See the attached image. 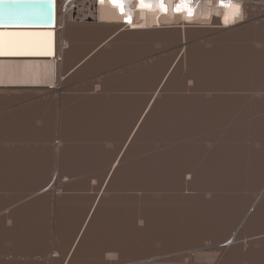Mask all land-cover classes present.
Wrapping results in <instances>:
<instances>
[{"label":"bare ground","instance_id":"1","mask_svg":"<svg viewBox=\"0 0 264 264\" xmlns=\"http://www.w3.org/2000/svg\"><path fill=\"white\" fill-rule=\"evenodd\" d=\"M146 1L154 2L158 6L157 0ZM174 1L169 0L170 4H173ZM118 2L123 5L125 0H118ZM217 4L219 6L215 9L210 7V5ZM196 5L204 6L207 12L201 14L200 9H194ZM222 5L225 3L221 0H192L190 4H183V12L180 17L173 19V14H170V17H161L160 27L152 26L157 24V21L140 22L137 20V16L133 21L129 17L133 12L128 7H126V14H119L116 8L109 5L108 0H105L104 3H101L100 0L99 3L97 0H73L70 1L65 12L61 0H58L56 27L50 29H8L9 26L50 25L49 17L44 12V8L40 6H35V9L38 10L36 16L42 17L45 21L7 22L0 20V26H7L4 30H0V33L32 34L20 38L22 41H27L26 44L21 45L27 49L26 54H0V108L6 105L10 107V104L13 105L16 101L31 95L35 97L50 95L48 99L41 100V103L0 113V180L5 182L4 184H8L12 178L23 177H18V174L22 175L26 170L31 173L32 162L30 161L33 158L29 157L32 152L29 153L28 160H31H27L28 163L24 159L27 157L25 155H28L27 152L35 145L39 153L45 157L41 158L39 154L41 159L46 160H44L45 167L48 165L47 162H50L49 158L56 166L53 167L51 173L50 169L46 173L47 170L43 171L40 167L42 173L45 172L42 177L44 178L45 175L48 177H45L47 180H41L42 184L39 183V186L31 189L33 194L29 197L26 196L28 203L23 202L24 196L21 195V197L18 196V201L13 198L15 202L10 201L11 199H8L10 202H2L4 210H7V213L9 210L6 216L9 214L21 215L30 210L39 214L47 213L49 217L53 212V216L44 217V220L51 219L56 223L55 228L53 226L51 227L53 229L50 228V232L53 231L54 239L52 237L51 239L54 241L52 243L54 250L46 253L45 261L34 259L38 253H35L36 255L28 251L23 253L22 250H26L22 246L23 241L31 240L34 235L39 242L48 241L47 233H37L36 235L32 231L30 233L27 231L29 234L31 232L34 234L30 236L20 228L12 230L10 227L12 219L1 220L0 243L4 244V247L0 249V264H172V262L174 264H242L243 262L264 264V237L246 240V248H244L245 243L241 241L243 237H255L264 233L262 224L264 223V193L263 198L259 200L251 198L252 200L248 203L246 201L244 206H242L243 198L239 192L234 193L238 191V179L242 178L246 182L248 181L246 184H250L249 182L260 177V174L264 175V72H261L264 70V20L259 24L253 21L258 19L261 14L264 16V0H250L246 10H241L240 6L231 4L229 12L224 16ZM142 7L149 9L151 3ZM189 9L191 14H189ZM213 12L223 16L222 22L218 19H214L212 22L207 21ZM238 16H243L244 19L234 23V18ZM186 17L199 19L196 22L198 25H187L181 21V18L185 19ZM252 21L258 25L251 24ZM124 22H128V24ZM213 32H222V35L205 40L204 45L197 43V46L186 47L188 42L200 40ZM49 33L50 36L47 35ZM10 39L12 38L8 35L0 36L4 49L9 47ZM250 40L255 41V48L257 44L262 45L263 48L255 49L254 45L252 48L250 43L249 47L241 46L242 43L250 42ZM239 42L241 45H238ZM176 43H181L184 48L183 54L179 52L182 56L176 64L175 61L179 56H176L177 53L173 56L170 52L167 56H157L151 62H141L139 67H135L136 64H133V68L125 67L121 71L111 72L114 67H124L130 64L129 61L135 62V59L139 57L144 59L154 54H160L158 48H155L156 44L167 48L176 45ZM205 44H211L213 48L205 49ZM177 45L179 46V44ZM176 46L174 47L176 48ZM44 56H51V58L42 59ZM141 59L139 60L141 61ZM174 64L175 67L168 75ZM245 72L248 74L246 75ZM167 75L162 90L176 92L187 89V91L190 90L198 94H183V92L182 94H167L163 95L162 99L161 97L160 99L155 98L152 102L155 95L147 93L148 97L150 96L148 99L141 94L134 93L135 88H142L141 90L144 88L145 91L156 84L160 85ZM245 75L249 78L245 79ZM87 77L97 79L91 83L74 87ZM242 78L246 80V84H243L244 81L240 82ZM158 85L157 87H159ZM243 87L248 91L247 94L250 97L247 101H243L238 94V91ZM51 88L54 89L51 90ZM244 93L246 94V92ZM55 94H57V98H54ZM147 108L148 110L144 114ZM21 132L25 134L21 135ZM34 132L36 134L42 132V134L37 139L38 135ZM56 132H61L60 137L62 138L53 145L58 137ZM78 132L86 134L88 132L89 135L90 132L92 134L107 132L108 135L112 132L113 134L116 132L114 134L116 135L119 132V136L102 134L106 135V138L99 137L96 133L99 138L94 135L95 140L96 138L104 140V143L100 144L99 142V145H92L96 141L88 135L89 140H93L92 144L88 140L89 145L100 146L101 151L108 152L111 149L115 152V149L118 150L117 155L113 154L117 156L115 159L108 155V158L105 157L107 160L103 158L105 161L102 162H109V164L113 162L116 165L107 171H100L96 175H99L98 177L102 180L103 177L108 180L115 173H121L124 167L122 176H119L121 179L123 178V180H119L120 184L124 181L123 185L119 186L120 190L151 191L158 193L159 197L154 198L153 195L141 194L132 197L122 196V199L119 200V196L118 199L113 196L114 192L111 194L112 189L105 188L103 191L109 196L103 194L98 199V193L93 200L92 196H87L88 199L91 197L92 205L89 199L91 206L83 208V212H88L85 218L82 217L84 221L82 220L81 227L73 228L72 225L76 226L69 222V228H65V222H63L62 227L64 228H62L60 223L63 218L68 222L70 212L82 208L78 203H82L80 201L83 200L85 194L83 198L82 194H76L80 195L79 201L73 199V195L65 196L64 192L69 190L63 192L61 186L64 185L65 188L73 186L81 175L86 173L84 166V168L81 166L84 174L81 172L82 170L81 173H75L76 170L73 171L70 167L73 164L75 169H78L86 158L85 153L93 151L87 143L89 148L84 146L88 150L86 149L87 151L85 150L83 153L85 148L81 149V147L87 140L85 141V133L84 135L80 133V136ZM123 132L127 133H124L127 136L125 140H123L125 138H123ZM204 132L208 133L182 143V141ZM28 133L32 134L31 139L36 137L35 140H38V144L34 145L31 143L33 140L24 136L27 134L26 136L30 137ZM33 133L36 136H33ZM54 134L56 135L55 139L52 138ZM66 134L70 135V138H67ZM72 134L78 141H80V137H84L81 139L84 143L83 145L79 143L81 146L79 148L85 156L77 154L80 149L75 147L77 140H74L76 138L71 136ZM76 134L79 135V138ZM158 135L162 138H158ZM151 136L156 137L154 142L150 140L156 145L146 143V140L150 142L148 140ZM121 141H125V143H121L119 148L117 144ZM142 141L151 144V146L146 147L149 145H145ZM48 142L52 144L45 145ZM138 142L142 143L138 144ZM231 142L235 143L230 144ZM249 142L252 144H247ZM207 144L211 146L208 147ZM258 144H260L259 148L256 146ZM36 149L34 148V151L37 153ZM75 149L77 151L74 152ZM22 151L27 152L22 153ZM103 152L100 155L105 153ZM110 152L112 155L113 151ZM20 153L24 154V157H19L21 163H23L22 160L26 165L30 162L29 170L21 171L18 167V170L16 169V162L19 159L17 156H20ZM75 154L83 158L81 162L79 161L78 166L75 163H78L79 158L77 159ZM91 155L90 158L87 155L90 161ZM104 155L98 156L99 158L94 160H102ZM46 156L49 158L46 159ZM32 157L38 158H34L35 163L37 160H41L38 155ZM109 158L111 160L113 158L114 161ZM94 160L91 162L96 163L95 166L97 162H100L98 165L101 164V161L94 162ZM41 162L43 163V160ZM35 163L34 165H36ZM37 163L40 164L39 161ZM52 163L50 162V165ZM25 164H21V167L24 168ZM44 164L41 165L42 168H44ZM63 164L67 166L69 164L68 170L70 171L65 168L69 173L64 172L63 174L65 171L62 169L65 166ZM82 165L85 164L82 163ZM29 166L27 165V168ZM105 166L109 168L108 164ZM48 168L50 167L48 166ZM93 169L99 170L100 168L93 167ZM40 170L39 172H41ZM18 171H21V174ZM87 171H91V169ZM52 173H56L57 178L61 180V186L59 185L58 188L57 185L54 186L56 187L55 193L52 190L46 191L53 180V175L50 176ZM88 173L90 174V172ZM88 173L86 174L88 175ZM27 174L25 172V176ZM114 176L117 179V176ZM114 176L112 179L115 178ZM119 177L118 179H120ZM230 177L234 178L232 181L238 180L233 181L236 184H231ZM75 178L76 181H71ZM90 178L86 179L90 181ZM177 178L178 184H174L173 181H177ZM86 179L83 180L86 181ZM105 179L101 182L110 181H105ZM242 179H240V183ZM67 180L69 183H66ZM98 180L94 178V186H102L101 182L98 184ZM53 181L55 182V180ZM91 181L88 185L91 184ZM93 181L91 186H93ZM119 181H117V186L115 185L116 188ZM201 181L206 184L202 182V184L204 183L202 185ZM262 182L264 192V183ZM196 183L199 187L201 185V188H195ZM242 183L240 191L243 190L242 188L244 190L247 188L245 183ZM79 184L81 183L78 181V188H80ZM108 184L112 183L108 182ZM183 184L197 189L199 194L176 193L185 188H181ZM113 185L110 186L117 190L118 188L116 189ZM177 185H181L180 188ZM233 185L238 186L234 187ZM75 187L73 188L75 189ZM98 188L96 187V189ZM89 189L91 191V188ZM15 190L17 191V188ZM70 190L72 191V189ZM80 190L78 189V191ZM86 191L89 190L86 189ZM98 191L101 192L102 188ZM253 192L255 193V191ZM258 192L260 191L257 190L256 194ZM209 194L210 197H207ZM257 196L259 197V195ZM87 198L85 201H88ZM118 201H121L124 209L118 208ZM117 202V205L114 204ZM86 204L88 205V202ZM113 206V211L118 208L125 215L117 216V218L120 217L118 220H114L109 215L107 217L105 213L113 209ZM251 208H255L253 212L250 211ZM75 216L72 215V220L76 218ZM74 221L72 222L74 223ZM92 221L93 223H91ZM48 222L44 221V224ZM50 232L47 236H51ZM232 238H234L232 244L221 246ZM6 242L11 243L7 246ZM157 244H159V248L156 246ZM258 244L260 246L256 247ZM147 245L153 249L149 246L150 249L146 250ZM187 250V253L190 251V255H186L185 251ZM155 254L161 258L154 257V259L152 256ZM10 255L12 258L9 257ZM171 256H174V259H164ZM186 257L190 260H184Z\"/></svg>","mask_w":264,"mask_h":264},{"label":"rangeland","instance_id":"2","mask_svg":"<svg viewBox=\"0 0 264 264\" xmlns=\"http://www.w3.org/2000/svg\"><path fill=\"white\" fill-rule=\"evenodd\" d=\"M89 5V4H88ZM85 9V8H84ZM256 20V21H255ZM255 20H253L254 22H257L258 24L261 22V21H263L264 20V16L261 14V16L258 18V19H255ZM251 22V24H255L254 22ZM259 21V22H258ZM256 23V24H257ZM255 24V25H256ZM257 24V25H258ZM254 25V26H255ZM256 25V26H257ZM249 26H251V25H249ZM255 26V27H256ZM252 27V26H251ZM212 33V32H211ZM209 34V35H207V36H205V37H202L200 40H193V41H190V42H188L187 43V45H186V47L187 48H189V47H191L192 45L193 46H197V43H202L203 45H204V43H205V40H211L213 37H217V36H221L222 35V32H213V34ZM218 34V35H217ZM220 34V35H219ZM208 37V38H207ZM249 41V40H248ZM248 41H245L244 43H246V44H244V43H242V45L240 44V42L238 43V45H241V46H247V47H249L248 46V44L252 47L253 45H254V43H255V41L254 40H250V42H248ZM177 44H179V46L177 45ZM234 44H237V43H234ZM256 44V43H255ZM177 45V46H176ZM176 45H173V46H169V47H167V48H164V47H162L163 45H161V44H156V46H155V48L157 49L158 48V52L160 53V54H154V55H151V56H149V57H146V58H144V59H141L142 57H139V58H137V59H135V62L134 61H129V63L130 64H128V65H125L124 67H120V68H116V67H114L113 69H111L110 71L111 72H113V73H115V72H117L118 70H122L123 68H133V66L135 65V67L137 66V67H139L138 65H140L141 64V62H145V61H152V59L153 60H155L156 59V57L157 56H167L168 55V53L170 54V52H171V55H173V56H175V53H177L176 54V56H179V57H177V59H176V61H175V64L178 62V60L180 59V57L182 56L181 54H183L184 53V48L181 46V43H176ZM64 46L66 47V45L64 44ZM174 46H176V48L174 47ZM227 46V45H226ZM255 46L256 45H254V48H255ZM262 45H260V44H257V47L255 48V49H261V48H263V47H261ZM205 49H212L213 48V45H211V44H205ZM160 48H164L163 50L162 49H160ZM170 48V49H169ZM172 48V49H171ZM253 48V47H252ZM161 51H160V50ZM170 50V51H169ZM178 50V51H177ZM181 50V51H180ZM162 51H164V52H162ZM157 52V53H158ZM181 54H180V53ZM162 53V54H161ZM173 53V54H172ZM178 53H179V55H178ZM139 59H141V61L139 60ZM132 62V63H131ZM134 62V63H133ZM134 64V65H133ZM175 64L173 65V67L171 68V70L168 72V75L171 73V71L173 70V68L175 67ZM247 67V66H246ZM246 67H245V69H246ZM248 68V67H247ZM117 70V71H116ZM248 70H250L249 68H248ZM246 71V70H245ZM261 72H264V70H261ZM245 74H246V72H245ZM248 74V73H247ZM246 74V75H247ZM108 75V74H107ZM168 75L164 78V80L162 81V83L160 84V85H158V84H156L154 87H151V88H154V89H149L148 90V88L147 89H145V91H144V88H143V90H141L142 88H135V91H134V93L135 94H141V95H143V96H145V97H147L148 99H149V97H148V94H150V95H155L154 97H153V99H152V102L154 101V99L155 98H159L160 99V97H161V99L163 98V95H170V94H182V92H183V94L185 93V94H193V93H196V94H198L197 92H192V91H187V89L186 90H183V91H174V92H172V91H164V90H162L163 89V85H164V83L166 82V79H167V77H168ZM245 75V79L248 77V76H246ZM250 75V74H249ZM104 76V74L102 75V77ZM87 78H90V79H87ZM84 81H81V82H83V83H79L78 85H76V86H74V87H77V86H79V85H85V84H88V83H91V81L93 82V81H95L97 78H93V77H87ZM244 78V77H243ZM242 78V81H240L241 83H243V81H244V83L243 84H246V80L245 79H243ZM249 78V77H248ZM90 80V82H87V81H89ZM85 83V84H84ZM248 83V82H247ZM189 84H191V82H189ZM58 85V84H57ZM157 85L159 86V87H157ZM59 86V85H58ZM161 86V87H160ZM70 88H72V87H70ZM159 90H158V89ZM54 89V88H53ZM52 88H51V90H53ZM69 89V88H68ZM157 89V90H156ZM141 90V91H140ZM151 90V91H150ZM162 90V91H161ZM244 90V91H243ZM246 89L243 87V88H241V90L240 91H238V94L241 96L240 98L243 100V101H247V100H249V96H248V94H247V90L245 91ZM140 91V92H139ZM147 91V92H146ZM149 91V92H148ZM154 91V92H153ZM185 91V92H184ZM187 91V92H186ZM138 92V93H137ZM192 92V93H191ZM240 92V93H239ZM244 92H246V94L244 93ZM145 95H144V94ZM148 93V94H147ZM156 93V94H155ZM160 94V95H159ZM147 95V96H146ZM50 97V95H48V96H41V97H35V96H33V95H31V96H28V97H26V98H23V99H20V100H18V101H16L15 103H17V104H10L9 106L10 107H7L8 105H6V106H2L1 108H0V113H2V112H4V111H9V110H16V109H20V108H22V107H26V106H32V105H35V104H38V103H41V100L43 101V100H46V99H48ZM54 98H57V94H55L54 95ZM152 102H151V104H152ZM150 104V105H151ZM147 110H148V108L145 110V112H144V114L147 112ZM143 114V115H144ZM18 134H19V132H17ZM16 133V134H17ZM32 133V132H31ZM35 134H36V132H34ZM33 133V136L35 135ZM49 133V132H48ZM58 133V134H57ZM60 133L61 132H56V135L58 136L57 138H56V140H55V142L53 143V145H55L57 142H58V140H61V138L62 137H60L61 135H60ZM69 133H71V132H69ZM74 133V132H73ZM77 133V132H76ZM81 133V135H84V133L85 132H80ZM80 133L78 132V134L80 135ZM96 133H98V132H96ZM96 133L94 132V134H92V132H90V135L88 134V132H87V134L85 133V141L87 140V142H85L84 143V141L83 140H81L82 138L84 139V137H80V141H78V139L76 138V136H74V134H72L71 136H74V138H76V139H74L73 137V139L74 140H77V143H78V145H77V143H76V141H75V147L77 148V149H80L79 147H81V146H79L81 143H82V145H83V143H84V145H83V147H81V149H83V148H85V149H83L84 150V152L83 153H85V150L87 149V148H89V146H90V148L92 147V149H93V151L92 150H90L92 153H89L87 150V152L85 153L86 154V156L85 155H83V153H82V151H81V149H80V151H78L79 153H77V154H80V156H85L86 158H84V160H85V162H84V160H83V158L82 157H79V155H76L75 157L78 159H81V160H79L78 159V163H75L76 164V166H78L79 165V161L81 162L82 160V163H84L85 165H82V163L79 165L80 167H78V169H75V166L73 165V164H71V167L69 166V164H68V166L66 165V164H63V170H65V168L68 170L69 168L68 167H70V168H72L71 170H76V171H74L75 173L76 172H80L81 170V172L84 174V172H86V173H88V172H90V174L88 173V175L86 174H84L83 176L81 175V177H80V179L79 180H77L76 181V178L75 179H72L71 181H76V183L78 184V181H79V183H81V184H79V187L80 188H78L77 187V184L76 183H74L73 184V186L71 187V186H67V188H65V186L64 185H62L61 186V184H60V182H61V180L60 179H58L57 178V174L56 173H52V174H50V176H52L53 177V180H55V182L52 180V182H51V185L50 186H48L47 188H46V191H48V190H52V192L53 193H55V190H56V187H54L55 185H57V188L59 187V185L61 186V188H63L62 190H63V192L65 191V190H69V191H65L64 193L66 194L65 196H69L70 195V197H71V195H73L72 197H73V199H78L79 201H80V195L82 194V198H83V196H84V194H85V197L87 198V196H92V200H93V198H95V195L97 196V194L99 193V196H98V199L100 198V196L101 195H105V196H109V194L108 193H104L105 191H103L105 188H107V189H112L111 190V194H113V192H114V197H116L117 199H118V196L120 197L119 198V200L120 199H122L121 197L122 196H124V197H132V196H134V195H153V197L154 198H158L159 197V195H157L158 193H153V192H151V191H140V190H127V191H122V190H120L121 189V187H119L120 185H123V183H124V181H122V183L120 184V181L121 180H123V178L121 179V177H119L121 174H123L122 172H123V168H122V170H121V173L119 174V173H115L114 175H118L117 176V179H118V177L120 178V179H116V177L114 176V175H112V177L114 176L115 178H113L112 179V177L110 178V179H108V180H110V181H108L107 179H105V177H103V180H102V178H100V177H98L96 174H99V172L100 171H107V170H109L110 168H112L113 166H115L116 164H113V162H111L112 160L114 161V159L117 157L116 155H117V153L116 152H118V150L117 149H115V152H114V150H111L110 149V151H113V153H112V155H110L111 154V152L108 150V152H110L109 154H108V152L107 151H104V150H100V149H102L100 146H97V147H93L92 145H99V142H100V144L101 143H104V140L103 139H101V140H103V141H101L100 139H98V140H100V141H98L97 140V138H96V140H95V138H93L94 137V135H95V137H98L97 135H99V137H105L106 138V135H108V133L107 132H105V133H107L106 135H102V134H105L104 132H102V134H100V133H98L97 135H96ZM116 132H114V134H115ZM118 134H120L119 132H117ZM122 133V132H121ZM124 133H126V132H123V134L122 135H124ZM208 132H204V133H201V134H198V135H196V136H193V137H191V138H189V139H186V140H184V141H182V143H184V142H186V141H190V140H192V139H196V138H199V137H201V136H203V135H205V134H207ZM22 134H25L24 132H21V135ZM40 134H42V132H38L36 135H38L37 136V139L40 137ZM43 134H45V133H43ZM62 134V133H61ZM78 134H76L77 135V137L79 138V135ZM92 134V135H91ZM112 134H113V132H112ZM111 133H109V135L108 136H111L112 135ZM113 134V136H117L118 134H116V135H114ZM127 134V133H126ZM156 134H157V132H156ZM159 135H162L161 133H158ZM164 134V133H163ZM20 135V136H21ZM27 135V134H26ZM26 135H24L27 139L29 138V139H31V135L32 134H30V133H28V135L30 136V137H27ZM35 135V136H36ZM55 135V134H54ZM53 135V137L52 138H54L55 139V137H56V135L54 136ZM80 135V136H81ZM91 136L93 139H94V141H96L95 142V144H94V142H93V140L91 139V140H89L90 139V137L89 136ZM100 135H102V136H100ZM159 135H158V138H160L159 137ZM165 135V134H164ZM24 136H21V137H23V138H25ZM66 136H68L67 134H66ZM70 136V135H69ZM67 137V138H70V137ZM86 136H88V137H86ZM107 136V137H108ZM119 136V135H118ZM163 136V135H162ZM166 136V135H165ZM167 136H169V135H167ZM171 136V135H170ZM98 137V138H99ZM122 136H120V138H121ZM125 137V138H124ZM126 137L127 136H123V140H125L126 139ZM152 137V136H151ZM150 137V139L148 140V141H150V140H152L153 142H154V140H155V136H153L152 138ZM35 138L36 137H34V139H31V140H33L31 143H33L34 145L38 142V140H35ZM65 138V137H64ZM67 138H65V139H67ZM87 138V139H86ZM117 138H119V137H117ZM146 138V139H147ZM162 138V137H161ZM160 138V139H161ZM164 138V137H163ZM122 139V138H121ZM145 139V140H146ZM74 140H73V142H74ZM88 140H89V142H91V144H92V142H93V144L92 145H89L90 143H88ZM34 141H36V142H34ZM83 141V142H82ZM152 141H150V142H147V140H146V143H153ZM143 142V141H142ZM142 142H138V144L139 143H142ZM156 143H157V141H155ZM80 143V144H79ZM88 143V145H86ZM98 143V144H97ZM120 143V144H119ZM118 144H117V146H119V145H122L123 143H125V141H121V142H119ZM122 143V144H121ZM144 143V142H143ZM146 143H144L145 145H149V146H146V147H150L151 146V144H146ZM161 143V142H160ZM198 143V142H197ZM227 144H229V142H226ZM225 143V144H226ZM232 143H235V142H231L230 144H232ZM244 143V142H243ZM38 144V143H37ZM48 144H52V143H50V142H48V143H46L45 145H48ZM237 144V143H236ZM236 144H234V145H236ZM244 144H246V143H244ZM247 144H252L251 142H249V143H247ZM33 145V146H34ZM140 145H142V144H140ZM145 145H143L144 147H145ZM153 145H156L155 143H153ZM174 145H176V144H174ZM259 145V146H258ZM258 145H256L258 148L260 147V144H258ZM31 146H32V144H31ZM84 146H87V148L86 147H84ZM109 146V145H108ZM207 146L208 147H210L211 145H209V144H207ZM145 147V148H146ZM34 148L36 149V145H35V147H31V149H30V151H22V153H28V155H25V156H27V157H25V161L28 163V161H30L31 159H29L28 160V157H29V153H31L32 152V155H30V157L29 158H33V160H31L30 162H32V164H31V168H30V166H29V164H30V162H29V164H27L29 167L27 168V165L25 164V162H24V160H22V162L25 164V165H23L24 166V168L23 167H21L22 165L21 164H23V163H21V161H19L20 160V158L19 157H24V154L22 155V153H20V154H18V155H20V156H17L19 159H17V166H16V169H17V167H18V169H21V171H25V169H28L29 170V168H30V170H31V173H30V171H25L26 173H28L27 174V176H25V172L22 174V175H19L18 174V177L19 176H23V177H19L18 179L16 178V179H13L12 178V180L10 181V183H8V184H4L5 182H2L1 180H0V221L1 220H5V219H7V220H10V219H12L11 220V224H10V227H11V229L12 230H16V229H22V230H24L25 231V233H27V231L30 233V231H32L33 233H35L36 235H37V233H47V235H48V232H50V228L53 226V228H55L56 226V223H55V221L54 220H51V219H46V220H44L45 218L44 217H46V218H49L50 217V215H52L53 216V212L49 215V217H48V215H47V213H44V212H41L40 214L39 213H35V212H31L30 210H28V211H26V212H23V214H21V215H19V214H9V215H7L6 216V214H8L9 213V210H8V213H7V210H4V207H3V203H4V201L5 202H10V201H12L13 200V198H14V200L15 201H18L17 199H19L18 198V196H24V198H23V202H25V203H28L27 201V197H29V196H31L32 194H33V191H31V189H34L35 188V186L37 187V185L39 186V183H41L42 184V181L41 180H47V178H45V177H48V176H46L45 175V177L43 178L42 176L45 174V172H43L42 173V171L40 170V167H41V169L43 170V171H45V170H47L46 171V173L47 172H49V169H50V173L51 172H53V169L56 167L55 165H53V163H52V161L50 160V158H49V160L48 161H50L51 163H52V165H50V162H47L48 163V165H47V167H45V165H46V162H44V160L45 159H41L42 158V156L43 155H41L40 153H39V151L36 149V151H38L37 153L34 151ZM94 148H97V149H94ZM100 148V149H99ZM119 148H120V146H119ZM77 149H75L74 150V152L75 151H77ZM101 151H99V150ZM31 150H33V151H31ZM96 150H98L100 153H102L103 151L105 152V153H107V154H105L104 152V154H101L100 155V153L98 152V151H96ZM117 150V151H116ZM95 151V152H94ZM242 151V150H241ZM82 154H81V153ZM98 152V154H96ZM236 152V151H235ZM243 152V151H242ZM114 153H116V157L113 155ZM237 153V152H236ZM39 154H40V156H41V158H40V156H39ZM90 154H92V155H96L95 157L94 156H92L91 155V161H93L95 158H99L98 156H102V155H104V157H102L101 159L102 160H97V161H101V164L102 165H109V168L108 167H106L105 165L103 166L104 168H102V165L100 166V165H98L100 162H97L96 160H94V162H97V167L95 166V164H93V162H91L90 161V159H88V158H90ZM38 155V157L41 159V160H37V161H39L40 162V164L42 163L41 161L43 160V163H45L44 164V168H42L43 166H41L39 163H37V161H36V163H35V161H34V158H36V157H32V156H37ZM45 155H47V154H45ZM87 155L89 156L88 158H87ZM109 155V157H113L112 158V160H111V158H109L111 161V164H109V162H105V163H102V162H104L105 161V159L107 160V156ZM240 155V154H239ZM105 157H107V158H105ZM43 158H45L44 156H43ZM47 158V156H46V159H48ZM103 158H105L104 159V161H103ZM36 159H38V158H36ZM35 159V160H36ZM86 159H88V163L86 162ZM108 159V160H109ZM28 160V161H27ZM46 161V160H45ZM129 161V160H128ZM19 162V163H18ZM36 164V165H34V163ZM21 163V164H20ZM107 163V164H106ZM123 163V162H122ZM20 164V166H18ZM74 167H73V166ZM15 166H13L14 167V169H15ZM48 166L50 167V168H48ZM81 166L83 167H85L86 169H84V170H86V171H84L83 169H81ZM88 166V167H87ZM92 166V167H91ZM99 166V167H98ZM26 167V168H25ZM54 167V168H53ZM83 167V168H84ZM100 168V169H102V170H92V168ZM2 168V167H1ZM3 168H5V166H3ZM45 168H47V169H45ZM74 168V169H73ZM77 168V167H76ZM79 168H80V170H79ZM15 169V170H16ZM17 169V170H18ZM24 169V170H23ZM51 169H52V171H51ZM91 169V171H87V170H90ZM39 170L41 171V172H39ZM78 170V171H77ZM124 170H125V168H124ZM21 171H18L20 174H21ZM68 171H70V170H68ZM84 171V172H83ZM93 171V172H92ZM36 172V173H35ZM64 172H67L66 170L65 171H63V174H64ZM80 172V173H81ZM125 172V171H124ZM263 172H264V168H263ZM67 173H69V172H67ZM67 173H65V175H67ZM79 173V174H80ZM49 174V173H48ZM62 174V175H63ZM90 175V177L91 176H93L95 179L97 178V180H98V178H99V180H98V184H99V182H101V181H104V179H105V181H108L109 183H112V184H114L113 186H117V181H119L118 182V189L116 188V186H115V188L118 190H114L113 189V187L112 186H110V185H112V184H108V182H101V185L103 186H94V183H95V181H93L94 180V178L92 179V178H90V177H87V176H89ZM96 175V176H95ZM104 176H106V175H104ZM122 176V175H121ZM260 177H256V178H254L253 180H252V182L250 181L249 183L250 184H246L247 182L245 181V180H243L242 178H240V179H242V181H241V183L242 182H244L245 183V186L247 187L245 190H244V188H242L243 190H241L240 191V186H241V183H240V179H238L239 180V182H237V183H239V187H237V189H238V191H236V192H234V193H238L239 192V194H240V196L243 198V205L242 206H244V204L246 205V201H247V203L249 202V201H251L252 199L253 200H255L256 198H257V200H259L260 198H263L262 197V195H263V184H261V182H262V180H264V175H262V174H260L259 175ZM61 177V176H60ZM102 177V176H101ZM65 178H69V177H65ZM88 178H90V181H91V179H92V181H93V186H91L92 185V181H91V184L90 185H88L89 183H90V181H88L87 179ZM178 178H181V177H178ZM178 178H177V181H173V182H175L174 184H178ZM187 178H189V176H187ZM231 178V180H230V182H231V184H236V183H233V181H232V179H234L233 177H230ZM82 179V181H80ZM86 179V181H84V180ZM101 179V180H100ZM112 179V180H111ZM114 179H116L115 181H114ZM180 181H181V179H179ZM238 180H235L234 182H236V181H238ZM62 181H65V179H62ZM89 182L88 184L86 183V182ZM179 181V182H180ZM209 181V180H208ZM228 181H229V179H228ZM261 181V182H260ZM114 182V183H113ZM116 182V183H115ZM173 182H171V183H173ZM177 182V183H176ZM183 182V181H182ZM202 182H204V181H201V184H202ZM66 183H69V180H67V182ZM82 183H83V185H82ZM87 185H86V184ZM109 185V188L107 187L108 185ZM197 183H198V180H197ZM196 183V184H197ZM205 183V182H204ZM204 183L202 184V185H204ZM229 183V182H228ZM262 183H264V181L262 182ZM13 184V185H12ZM179 184H181V182L179 183ZM195 184V188H201V185H200V187H199V183L197 184L198 185V187H196L197 185ZM206 184V183H205ZM243 184V183H242ZM9 185V186H8ZM81 185H82V188H81ZM86 185V186H85ZM107 185V186H106ZM186 185V186H185ZM11 186H14V187H11ZM16 186V187H15ZM74 186H76L79 190L80 189H82V190H80V191H78V189L75 187V189L73 188ZM84 186H85V189H84ZM177 186H179L178 188H180V186L181 185H177ZM190 185H187V184H183V187H181L183 190L182 191H178V192H176V193H179V192H181V193H185L186 192V194H196V193H198L199 194V192L197 191V189H195V188H193V187H189ZM234 186V185H233ZM236 186H238V185H236ZM236 186H234V187H236ZM244 186V187H245ZM70 187V188H69ZM87 187V188H86ZM96 187L98 188V187H100V188H102V191L101 192H99L98 191V189H100V188H98V189H96ZM111 187V188H110ZM2 188H3V190H2ZM15 188H17V191L15 190ZM19 188V189H18ZM89 188H91V191H90V189ZM93 188H94V190H93ZM240 188V189H239ZM262 188V189H261ZM8 189V190H7ZM30 189V190H29ZM70 189H72V191L70 190ZM73 189H74V191H73ZM76 189H77V191H76ZM86 189H88L89 191H86ZM195 189V190H194ZM260 189V190H259ZM7 190V191H6ZM13 190V191H12ZM18 190H20V191H18ZM85 190V191H84ZM193 190V191H192ZM257 190L258 191H260V192H258V194H256L257 193ZM261 190H262V192H261ZM120 191V192H119ZM197 191V192H196ZM253 191H255V193L253 192ZM88 192V193H87ZM93 192V193H92ZM188 192V193H187ZM68 193V194H67ZM71 193V194H70ZM73 193V194H72ZM75 193V194H74ZM116 193H117V195H116ZM151 193V194H150ZM164 193V192H163ZM166 194L168 193V192H165ZM260 193V194H259ZM76 194H80L79 196H77ZM122 194H124V195H122ZM127 194V195H126ZM170 194V193H169ZM75 195H76V197H79V198H76L75 197ZM93 195H94V197H93ZM256 195H259V197L257 196L256 197ZM5 196V197H4ZM20 196V197H21ZM27 196V197H26ZM158 196V197H157ZM247 196V197H246ZM75 197V198H74ZM83 198V200L81 199V201L80 202H82V203H78V205H80L82 208L79 210V209H74V210H79V211H74V214H72L73 213V211L72 212H70L71 213V215L70 214H66V215H70V217H68V219H70V220H72L73 218H71L72 217V215H76L75 217L76 218H74V220H72V221H74V223L72 222V221H68L67 222V220H65V218H63V221H62V223H60V224H62L61 225V227L63 226V222H65V225H64V227L65 228H69V222H71V225L72 224H74L76 227H74L73 225H72V227L73 228H79V227H81L82 226V224H83V222H82V220L84 221V218L86 217V215H87V212L85 213V212H83L84 210H83V208L84 207H88V206H91L92 205V200L90 199L91 197H89V199L91 200V202H90V200L88 199V201H85V199L86 198ZM207 197H210V194H209V196H207ZM26 198V199H25ZM252 198V199H251ZM10 201H9V200ZM13 200V202H15ZM53 200H54V197H53ZM78 200H73V201H75V202H77ZM3 202V203H2ZM13 202H11V203H13ZM88 202V205L86 204V203ZM91 203V205H89L90 203ZM119 202V201H118ZM118 202L117 203H114V204H118ZM121 202V201H120ZM119 202V204L117 205L118 206V208H120V209H124V205H122L121 203ZM10 203V204H11ZM83 203H84V205H83ZM17 205H18V203H17ZM73 205V204H72ZM87 205V206H86ZM122 205V206H121ZM133 205V204H132ZM131 205V206H132ZM27 206H29V204H27ZM52 206H54V205H52ZM117 206H115V207H117ZM119 206H121V207H119ZM129 207H130V205H129ZM129 207H128V210L130 211V209H129ZM113 209H111L112 211L114 210V206L112 207ZM118 208H115V209H117V210H115V211H111L112 212V214H111V212L109 211L108 213H105L106 215H107V217H108V215H109V217H111V218H113L114 220L116 219V220H118V219H120V217L122 216V215H125L123 212H121V210H119ZM242 208V207H241ZM241 208H240V210H241ZM254 209L255 208H251V212H253L254 211ZM117 211V213H115ZM128 211V212H129ZM76 212V213H75ZM119 212V213H118ZM44 213V214H43ZM78 213V214H77ZM84 213H85V215H84ZM113 213H114V216L112 217V215H113ZM131 213H132V211H131ZM45 214H46V216H45ZM115 214H116V216H115ZM236 214H238V213H236ZM111 215V216H110ZM129 215V214H128ZM51 216V217H52ZM117 216H120V217H118L117 218ZM130 216V215H129ZM18 217V218H17ZM82 217H84V218H82ZM114 217H116V218H114ZM15 218V219H14ZM82 218V219H81ZM65 220V221H64ZM111 220V219H110ZM16 221V222H15ZM44 221L45 222H48L47 224L45 223L44 224ZM66 222H67V224H66ZM82 223V224H81ZM91 223H93V221L91 222ZM90 223V225L92 226V224ZM0 224H1V222H0ZM43 224H44V226H43ZM263 224V228H264V223H262ZM46 225V226H45ZM123 225V224H122ZM66 226H68V227H66ZM91 226H89V227H91ZM0 227H2L1 225H0ZM46 227V228H45ZM64 227H62V228H64ZM71 226H70V228H72ZM44 228H45V230H44ZM53 228H51V229H53ZM1 229V228H0ZM35 229H37L36 231H35ZM48 230V231H47ZM23 231V232H24ZM45 231V232H44ZM264 231V230H263ZM262 231V232H263ZM31 232V234H29V233H27V234H29L30 236H32V235H34L33 233ZM261 232V233H262ZM51 236H47L46 235V238H47V240L48 241H44V242H39V241H37L36 240V238H35V235L33 236V238L31 239V240H29V241H23L22 242V246L24 247V249H26V250H22L23 251V253H26L27 251L28 252H33L34 254L36 253H38L35 257H34V259H40L41 261H45L46 260V258H47V252H51V251H53L54 250V248H52V243L54 242V241H52V239H54L52 236H53V231L51 230ZM50 233H49V235H50ZM260 233V232H259ZM28 235V236H29ZM264 237V233H262V234H260V235H258V236H255V237H249V238H247V237H243L242 238V242H244L245 244H244V248H246L247 246V244H246V240L248 241V240H250V239H256V238H258V237ZM50 237V238H49ZM51 237H52V239H51ZM245 238V239H244ZM36 241H35V240ZM51 239V240H50ZM233 240H234V238H232V239H230L229 240V242H225V243H223L221 246H226V245H229V244H232L233 243ZM51 241V242H50ZM10 243L11 242H6L5 244L7 245V246H9L10 245ZM150 246V245H149ZM148 245H147V247H146V250H148V249H150V247H149ZM154 246V245H153ZM157 247L159 246V244H157L156 245ZM258 246H260L259 244L258 245H256V247H258ZM4 247V244H1L0 243V249H2ZM157 247H154V248H157ZM152 248V247H151ZM159 248V247H158ZM44 249H46V250H44ZM51 249V250H50ZM153 249V248H152ZM186 253L188 252V250L187 251H185ZM6 254L8 253V252H5ZM189 253H190V251H189ZM189 253H187L186 255H190ZM45 256V257H44ZM157 256V257H156ZM10 258H12V255H10L9 256ZM39 257V258H38ZM153 258L155 257L156 259L158 258V259H160L161 258V256H160V258H159V255L158 254H155L154 256H152ZM174 257V256H173ZM172 256L171 257H168V258H164V257H162V258H164V259H174ZM19 258V257H18ZM154 258V259H155ZM184 260H190V258H188V257H186V259L184 258ZM172 264H174V262H172ZM176 264V263H175ZM242 264H248V263H246V262H243Z\"/></svg>","mask_w":264,"mask_h":264},{"label":"water","instance_id":"3","mask_svg":"<svg viewBox=\"0 0 264 264\" xmlns=\"http://www.w3.org/2000/svg\"><path fill=\"white\" fill-rule=\"evenodd\" d=\"M38 4V5H37ZM35 6L44 8V12L51 21L45 26H26L24 28L50 29L56 25V1L55 0H25L22 3H0V20L7 22H42V17H37ZM46 23V22H45ZM3 27V26H0ZM7 27V26H5ZM20 27V26H9ZM22 27V26H21Z\"/></svg>","mask_w":264,"mask_h":264},{"label":"snow or ice","instance_id":"4","mask_svg":"<svg viewBox=\"0 0 264 264\" xmlns=\"http://www.w3.org/2000/svg\"><path fill=\"white\" fill-rule=\"evenodd\" d=\"M25 2V0H0V3H22ZM101 3H104L105 0H100ZM109 3H112L114 7L120 8L121 11H123L122 5L118 2V0H108ZM227 7L228 5H222ZM161 7L163 8V3H161ZM181 8V5L177 6V11H179ZM189 14H191V10L189 9ZM130 22V21H129ZM8 35L12 39L9 40V47L7 49L3 48V42L0 41V54L5 55H23L27 53V49L25 47H22V44H26L27 41H22L21 37H27L32 34L28 33H0V36ZM47 35H51L50 33Z\"/></svg>","mask_w":264,"mask_h":264}]
</instances>
